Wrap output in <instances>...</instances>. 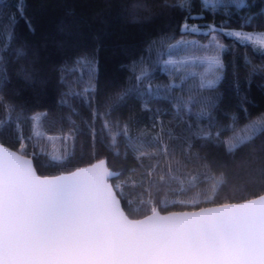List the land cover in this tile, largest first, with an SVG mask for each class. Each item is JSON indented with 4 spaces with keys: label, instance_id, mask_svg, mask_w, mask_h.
<instances>
[{
    "label": "trees",
    "instance_id": "1",
    "mask_svg": "<svg viewBox=\"0 0 264 264\" xmlns=\"http://www.w3.org/2000/svg\"><path fill=\"white\" fill-rule=\"evenodd\" d=\"M168 2L176 4L177 0ZM18 3L0 0V44L8 43L7 33L15 15L19 23L12 47L24 46L27 58L17 62L10 56L12 49L5 51L10 58L5 66L7 80L0 83V91L6 103L19 106L23 116L0 129V141L17 151L24 143L26 148L21 153L34 160L40 175L55 176L105 160L117 172L111 181L124 209L135 219L148 215L153 208L162 212L195 210L264 194V135L229 154L224 147L202 138L209 122L206 117L197 118L196 109L189 114L196 125L189 131L167 101L145 110L139 101L131 100L113 116L128 122L130 135L140 139L133 145L117 137L114 144L108 133L100 131V121L95 122L93 136L86 123L90 111L79 98L73 100L75 113L59 103L69 86L82 91L91 83L95 92L90 96H95L103 110L105 100L126 86L130 65L147 43L161 34L179 38L185 22L190 26L224 22L239 29L252 15V25L243 30L264 32V0H245L246 7L239 10L231 0H221L215 15L201 0H191L192 18L187 20L189 11L165 7L164 0H23L24 15L31 20L34 32L19 19ZM141 3L144 7H135ZM186 38L207 42L204 33ZM220 39L230 46L221 53L225 68L220 81L214 89H201L198 78H190L184 90H198L204 96L214 93L218 103L213 120L217 126L235 122L242 127L264 113V50L252 42L241 43L223 35ZM77 60L92 61L94 74L90 76ZM252 66L260 71L250 76ZM22 67L31 73L30 80L23 78ZM36 114H40L39 124L31 119ZM221 174L223 183L213 191L215 180L205 176L218 179Z\"/></svg>",
    "mask_w": 264,
    "mask_h": 264
},
{
    "label": "snow or ice",
    "instance_id": "2",
    "mask_svg": "<svg viewBox=\"0 0 264 264\" xmlns=\"http://www.w3.org/2000/svg\"><path fill=\"white\" fill-rule=\"evenodd\" d=\"M231 2L237 10L246 7L245 0ZM201 3L213 15L221 6V0H201ZM190 5L191 0H177L171 5L164 0L165 7L189 11L186 20L192 18ZM223 7L227 9L228 5ZM17 13L28 30L34 32L31 20L24 15L23 0H19ZM12 21L8 43L0 44V83L7 80L5 66L10 57L5 51L12 49L10 56L17 62L27 58L24 46L12 47L19 20L13 15ZM252 21L253 16L248 15L239 29H232L224 22L191 26L185 22L179 38L175 34H161L147 43L143 53L130 65L131 75L126 86L105 100L103 110L95 96H90L95 92V85L91 83L82 91L69 86L59 103L75 113L73 100L79 98L90 111V121L86 123L94 137L95 122L100 121V131L108 133L114 144L117 137H123L133 145L140 137H132L128 122L122 123L113 116L129 101H139L145 110L167 101L175 109L177 120L189 131L196 126L189 115L196 109L194 115L206 117L209 122L202 138L235 154L264 135V113L242 127H237L235 122L218 127L213 120L218 103L214 93L204 96L191 88L185 92L184 85L190 78H198L199 88L214 89L220 81L225 68L221 53L230 47L221 42V35L241 43L252 42L264 50V32L243 30ZM202 28L206 29V43L186 38L200 33ZM76 63L83 64L90 76L94 74L92 61L77 60ZM20 71L26 81L31 79L26 67ZM259 71L252 66L249 75ZM0 109L3 112L0 129L23 116L18 105L5 102L2 91ZM184 116L188 119H183ZM31 119L39 124L40 114ZM225 132L231 135L224 136ZM25 148L21 143L19 151ZM115 175L101 160L70 175L41 178L30 159L0 145V264H264V195L197 212L159 215L153 208L152 215L130 220L120 207L114 186L108 182ZM163 179L161 176L160 180ZM205 179L215 180L212 185L215 191L216 185L223 183V174L218 179L211 176Z\"/></svg>",
    "mask_w": 264,
    "mask_h": 264
},
{
    "label": "water",
    "instance_id": "3",
    "mask_svg": "<svg viewBox=\"0 0 264 264\" xmlns=\"http://www.w3.org/2000/svg\"><path fill=\"white\" fill-rule=\"evenodd\" d=\"M0 145H2V146H4V147H7L8 149H10V150H12V151H17L16 149L10 148V147H8L7 145L3 144L1 141H0ZM17 152H18V154L22 155L24 158H26V159H30V160L32 161V166H33L34 170L36 171V174H37L38 176H40L41 178H45V177H49V178H51V177H56V176H60V175H70L72 172H76V171H78V170L81 169V168L90 167V166L92 165V164H90V165H88V166H84V167H81V168H79V169H76V170H74V171H72V172H67V173H63V174H59V175H55V176H43V175H40V174L38 173V170H37V168H36V166H35L34 160H33L30 156L24 155V154H22V153L19 152V151H17ZM100 161H101V160H100ZM104 161H105V160H104ZM98 162H99V161H98ZM98 162H95V163H98ZM105 162H106V161H105ZM95 163H93V164H95ZM106 167H107L110 171H112L113 173L116 174L114 177H109V178H108V182H109V184L113 185L111 179H113V178H115V177L117 176V172L114 171V170H112V169L108 166L107 162H106ZM113 186H114V185H113ZM114 190L116 191L115 187H114ZM116 194H117L118 199H120V207H121L122 211L124 212V214H125L130 220H142V219H144L145 217L152 215V212H151V213H149L148 215H146V216H144V217H142V218H137V219H135V218L130 217V216L127 214L126 210L124 209L123 204H122V200H121L120 196L118 195L117 191H116ZM262 195H264V194H262ZM260 196H261V195H260ZM257 197H259V196H257ZM257 197H255V198H257ZM251 199H254V198H251ZM248 200H249V199H248ZM245 201H247V200H244V201H241V202H231V203H227V204H238V203H243V202H245ZM221 205H223V204H221ZM218 206H220V205H211V206H206V207H202V208H203V209H208V208H213V207H218ZM202 208H198V209H195V210H179V211H170V212H162L159 208H156V210H157V212H158L159 215H168V214H170V213L197 212V211H199V210L202 209Z\"/></svg>",
    "mask_w": 264,
    "mask_h": 264
},
{
    "label": "rangeland",
    "instance_id": "4",
    "mask_svg": "<svg viewBox=\"0 0 264 264\" xmlns=\"http://www.w3.org/2000/svg\"><path fill=\"white\" fill-rule=\"evenodd\" d=\"M205 31H206V30H204V29L202 28V30H201L200 33H205ZM246 32H248V31H246ZM258 46H259V45H258Z\"/></svg>",
    "mask_w": 264,
    "mask_h": 264
}]
</instances>
